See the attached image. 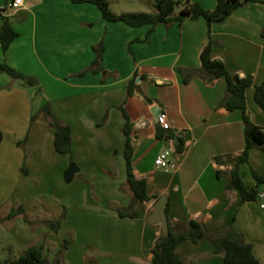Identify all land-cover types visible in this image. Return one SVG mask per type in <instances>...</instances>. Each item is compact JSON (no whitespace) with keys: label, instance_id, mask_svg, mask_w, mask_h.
Segmentation results:
<instances>
[{"label":"crops","instance_id":"1","mask_svg":"<svg viewBox=\"0 0 264 264\" xmlns=\"http://www.w3.org/2000/svg\"><path fill=\"white\" fill-rule=\"evenodd\" d=\"M194 1L207 9L216 3ZM0 12L17 31L29 25V44L18 31L6 51L0 48V62L37 79L26 85L0 71V221L14 237H27L11 258L41 244L43 256L61 264H152L150 248L161 228L149 216L165 195L170 225L197 219L207 233L177 244L182 264H225L208 236L229 226L264 264V207L256 198L243 200L229 184L236 167L246 187L264 189L252 173L264 176V149L253 147L247 161H236L243 148L241 110L220 105L225 78L211 80L200 69V52L211 38V57L233 76L252 79L245 103L264 130V109L253 98L254 84L264 79V2L250 0L210 23L203 16L158 23L146 39L150 24L108 21L90 2L23 0ZM100 42L101 69L93 71L91 46ZM45 101L70 127L71 155L54 149V129L39 111ZM122 109L131 122L132 168L146 178L149 195L130 216L116 211L132 197ZM159 112L169 129L157 125ZM170 137L182 142L173 154L177 166L157 167L154 157ZM71 161L77 170L67 182L63 172ZM19 205L24 212L6 218ZM62 212L57 230L45 223Z\"/></svg>","mask_w":264,"mask_h":264},{"label":"trees","instance_id":"2","mask_svg":"<svg viewBox=\"0 0 264 264\" xmlns=\"http://www.w3.org/2000/svg\"><path fill=\"white\" fill-rule=\"evenodd\" d=\"M73 2H90L95 4L104 19L108 21H122L131 26H140L150 24V28L144 39L147 38L153 27L158 23H170L180 21L184 18H196L203 16L208 23L219 18H225L233 9L246 4L250 0H216L212 9L202 7L194 0H152L153 11L138 12H116L110 8L109 0H71ZM264 2V0H259ZM3 10L0 7V11ZM220 19V20H221ZM19 35V32L12 26L8 15L0 12V48L4 52L10 43ZM213 40L209 38L208 42L200 52L201 65L200 69L211 80L223 76L225 78V96L221 101L223 107L228 110L238 108L242 114L243 124V148L236 155L237 162L247 161L251 148L258 147L264 149V130L263 128L249 119L246 112L245 90L252 84L249 77L233 76L226 68L224 63L218 59L211 57V48ZM95 56L89 66L93 71L101 69L99 64L101 59L102 43L92 44ZM0 71L6 72L13 79H18L26 85H37V79L26 74L14 66L2 61L0 62ZM83 72V71H82ZM131 84H127V93H131ZM253 98L255 102L264 109V79L254 84ZM39 111L47 118L49 124L54 129L53 146L59 153L71 155V132L67 123L61 121L52 111L48 101H45L39 108ZM125 118L122 125V131L125 135L124 158L126 167V182L132 191L130 205L127 207H117L116 211L120 216L135 215L136 211L132 206L149 198L147 193V180L143 176H137L132 168V145L130 137L131 122L128 115L122 109ZM37 112L32 114L31 120L35 119ZM3 132L0 127V140ZM176 150L182 149V142L174 141ZM253 176L258 182H264V176L257 171L252 170ZM230 186L239 189L243 200L256 198L257 189L248 188L244 185L239 175L238 169L235 167L230 171ZM133 209V210H132ZM168 209V203L165 206V212ZM24 209L21 205L12 208L6 214V218L12 217L17 213H23ZM64 212L60 217L45 220V223L57 230ZM23 218L28 221L23 214ZM207 237L202 224L197 219H189L183 227L176 228L169 224V233L164 234L162 231L154 240L150 252L152 264H182V258L176 250L177 244L185 239L197 242ZM213 244V252H222L225 264H260V261L253 253L252 245L245 240L243 235L234 230L232 227L225 228L219 232L208 236ZM43 246L41 244L28 245L22 253L14 258H4L0 260V264H61L58 258L47 260L43 256Z\"/></svg>","mask_w":264,"mask_h":264},{"label":"rangeland","instance_id":"3","mask_svg":"<svg viewBox=\"0 0 264 264\" xmlns=\"http://www.w3.org/2000/svg\"><path fill=\"white\" fill-rule=\"evenodd\" d=\"M110 8L116 12H138V11H153L152 0H111L109 1ZM20 31V40H24L29 44L26 37V33L29 30V25L26 23L19 24L17 26ZM29 37V34H28ZM7 74V73H6ZM21 146V144H18ZM10 231L9 223L6 221H0V260L4 258H11L14 253H19L24 247L23 243L27 237L25 234H19L18 237H14ZM23 237H26L25 239Z\"/></svg>","mask_w":264,"mask_h":264},{"label":"built area","instance_id":"4","mask_svg":"<svg viewBox=\"0 0 264 264\" xmlns=\"http://www.w3.org/2000/svg\"><path fill=\"white\" fill-rule=\"evenodd\" d=\"M23 5V0H7L2 6V9L16 8ZM156 123L163 130L170 128V123L164 112H160L156 117ZM175 152L174 140L172 137L169 138V144L165 146L160 152L154 157V164L157 167L164 169H174L177 166L176 160L173 158ZM256 199L261 207H264V189H258L256 193Z\"/></svg>","mask_w":264,"mask_h":264},{"label":"water","instance_id":"5","mask_svg":"<svg viewBox=\"0 0 264 264\" xmlns=\"http://www.w3.org/2000/svg\"><path fill=\"white\" fill-rule=\"evenodd\" d=\"M221 18L217 19L220 20ZM246 112L249 115V119L253 121V114L246 109ZM160 113V112H159ZM77 170V165L74 161L69 162L67 168L64 170L63 175L65 181H70L74 172ZM166 197L161 195L160 198L155 203L154 210L151 212L149 219L153 222H158L160 224L161 231L164 234L169 233V223L167 220V215L165 212Z\"/></svg>","mask_w":264,"mask_h":264}]
</instances>
